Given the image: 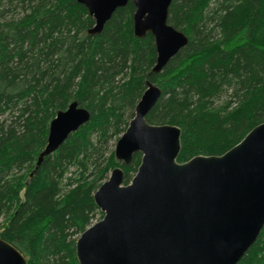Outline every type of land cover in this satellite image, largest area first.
<instances>
[{"label": "trees", "instance_id": "16d2710c", "mask_svg": "<svg viewBox=\"0 0 264 264\" xmlns=\"http://www.w3.org/2000/svg\"><path fill=\"white\" fill-rule=\"evenodd\" d=\"M134 12L130 0L90 34L77 0H0V238L26 264H79L77 239L104 215L95 191L118 166L130 183L141 164V152L118 161L110 143L147 81L162 90L147 121L180 127V163L222 155L264 122V0H172L168 23L188 43L157 73L154 36H135ZM73 101L90 121L37 164ZM238 264H264V228Z\"/></svg>", "mask_w": 264, "mask_h": 264}, {"label": "water", "instance_id": "95a60500", "mask_svg": "<svg viewBox=\"0 0 264 264\" xmlns=\"http://www.w3.org/2000/svg\"><path fill=\"white\" fill-rule=\"evenodd\" d=\"M100 33L114 11L130 0H77ZM134 34L154 36L152 72H160L188 43L168 23L172 0H132ZM162 90L147 81L135 115L117 140L115 158L141 164L128 184L116 167L94 193L103 217L77 239L79 264H238L264 228V122L222 155H197L180 163L181 130L152 124L147 115ZM91 112L77 101L51 120L47 144L37 164L53 154ZM24 254L0 238V264H26Z\"/></svg>", "mask_w": 264, "mask_h": 264}, {"label": "rangeland", "instance_id": "374dc122", "mask_svg": "<svg viewBox=\"0 0 264 264\" xmlns=\"http://www.w3.org/2000/svg\"><path fill=\"white\" fill-rule=\"evenodd\" d=\"M110 144H111V148H112V149L115 148V145L113 146V141H112ZM110 174H111V173H110ZM3 219H4V218L0 219V222H2ZM99 219H101V218H100V215H96V217L94 218V223H95L96 221H98Z\"/></svg>", "mask_w": 264, "mask_h": 264}]
</instances>
